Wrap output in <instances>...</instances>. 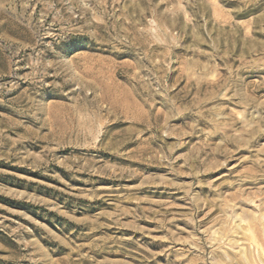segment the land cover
I'll return each instance as SVG.
<instances>
[{"label": "rangeland", "instance_id": "obj_1", "mask_svg": "<svg viewBox=\"0 0 264 264\" xmlns=\"http://www.w3.org/2000/svg\"><path fill=\"white\" fill-rule=\"evenodd\" d=\"M0 264H264V0H0Z\"/></svg>", "mask_w": 264, "mask_h": 264}, {"label": "bare ground", "instance_id": "obj_2", "mask_svg": "<svg viewBox=\"0 0 264 264\" xmlns=\"http://www.w3.org/2000/svg\"><path fill=\"white\" fill-rule=\"evenodd\" d=\"M263 217V216H262ZM261 218V217H260ZM221 238V237H220ZM241 245V244H240ZM246 261V260H245Z\"/></svg>", "mask_w": 264, "mask_h": 264}]
</instances>
